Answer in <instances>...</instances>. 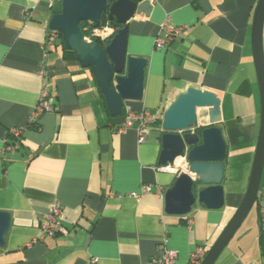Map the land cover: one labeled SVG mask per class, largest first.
<instances>
[{
    "label": "crops",
    "instance_id": "1",
    "mask_svg": "<svg viewBox=\"0 0 264 264\" xmlns=\"http://www.w3.org/2000/svg\"><path fill=\"white\" fill-rule=\"evenodd\" d=\"M149 1L151 13H136L127 23V55L147 59L143 96L112 116L92 69L65 56L61 35L49 43L62 0H0V149L10 129L23 128L19 149L0 161V210L12 216L0 264H90L92 257L97 264H161L164 248L178 250L176 264H185L197 245L208 250L215 243L239 207L261 125L251 40L259 0ZM166 18L188 28L158 49ZM189 87L221 99L225 203H197L178 215L166 212L165 192L179 174L161 170L159 161L165 111ZM41 89L57 109L44 112L38 128L27 126ZM127 108L158 115L145 142L138 123L118 131ZM207 115L198 109L200 124ZM144 184L154 190L132 195ZM57 201L66 231L42 237V222ZM261 234L258 204L214 264H264Z\"/></svg>",
    "mask_w": 264,
    "mask_h": 264
},
{
    "label": "water",
    "instance_id": "2",
    "mask_svg": "<svg viewBox=\"0 0 264 264\" xmlns=\"http://www.w3.org/2000/svg\"><path fill=\"white\" fill-rule=\"evenodd\" d=\"M149 0H62L61 11L54 13L50 29L62 33L68 50L74 51L82 67H90L101 88L112 116L123 113L128 100L143 96L145 57L127 55V23L136 13L149 15ZM104 13L122 27L104 42L89 41L80 22L87 20L99 27ZM264 0H259L252 26V48L261 96V125L249 183L233 217L215 243L207 250L201 264H214L240 228L259 194L264 173ZM109 43L107 39H109ZM208 110V123H199L198 109ZM221 99L213 91L189 87L173 101L163 118L160 165L174 164L185 157L188 172L180 173L166 189V212L186 215L197 203L221 208L225 203L223 179L227 143L219 126ZM12 216L0 210V247L6 245Z\"/></svg>",
    "mask_w": 264,
    "mask_h": 264
},
{
    "label": "built area",
    "instance_id": "3",
    "mask_svg": "<svg viewBox=\"0 0 264 264\" xmlns=\"http://www.w3.org/2000/svg\"><path fill=\"white\" fill-rule=\"evenodd\" d=\"M53 1V0H51ZM188 28L187 24L176 25L169 18H166L160 27V31L155 38V47L158 49H164L170 45V43L180 34H182ZM115 32L114 28L105 25L102 27H94L91 30V36L88 37L90 40L99 38L101 40H105L106 37L110 36ZM60 38V32L52 30L49 34V43L57 41ZM44 73V71H43ZM49 91L47 89H41L38 97L37 105L35 106L34 111L32 112L27 126L30 124H37L40 116L46 112L57 109L56 106L50 103L49 101ZM158 120V115L156 113H152L147 109H144L140 112L133 111L131 108H127L125 110L124 119L121 124L118 125V131L123 132L131 127H133L136 123H138L137 131L139 136V142H145L149 135L150 129ZM10 133L16 138V142H9L8 139L5 140L3 147L0 149V161L3 156H6L9 152L15 151L19 149L22 141V133L23 128H12L10 129ZM177 159L184 160L183 157H178ZM177 159L174 164H170L168 166H161L160 169L163 171H176V173H182V164L181 160L178 163ZM152 184H144L141 187V192H133L132 195L139 198L143 194L151 193L153 191ZM157 190L162 191L163 189L158 186ZM259 216L260 222L264 229V182L260 188L259 194ZM65 214L62 209L59 201L54 203L51 207L49 213L46 215L44 221L42 222V237L46 235H57L62 231H66L65 225ZM37 239H34L36 241ZM207 253V249L205 245L200 244L197 245L196 248L191 252L188 261L186 264H201ZM178 250L164 248L161 256L157 259V261L161 264H176L178 259ZM98 258L92 257L90 260V264H97Z\"/></svg>",
    "mask_w": 264,
    "mask_h": 264
},
{
    "label": "trees",
    "instance_id": "4",
    "mask_svg": "<svg viewBox=\"0 0 264 264\" xmlns=\"http://www.w3.org/2000/svg\"><path fill=\"white\" fill-rule=\"evenodd\" d=\"M105 25H109V26L113 27L114 30H115V32L118 31L122 27V25H120L119 23H117L116 20H110L109 17H108V13H104L103 14V16L101 18V24H100L99 27H102V26H105ZM80 26L83 29V31L85 32V35L91 36V30H92V28H94V25L93 24H90L87 20H84V21L80 22ZM60 35H61L62 41L64 43V47H65V56L67 58H74L75 59L76 58V55H75L74 51H71V50H68L67 49V47L65 45V42H64V38H63L62 33H60ZM95 40H97L99 42H104L103 40H101L99 38H95ZM29 126H32V125L30 124ZM33 126H36L38 128L39 124H33ZM8 136H12L11 139H10L11 142L12 141L13 142H16V138L12 135V133L9 132ZM260 224H261V222H260ZM261 228H262L261 244H262V249L264 251V229H263L262 225H261Z\"/></svg>",
    "mask_w": 264,
    "mask_h": 264
},
{
    "label": "rangeland",
    "instance_id": "5",
    "mask_svg": "<svg viewBox=\"0 0 264 264\" xmlns=\"http://www.w3.org/2000/svg\"><path fill=\"white\" fill-rule=\"evenodd\" d=\"M201 112H203V109L201 110ZM255 211H256V205L253 206V208L251 209V211L249 212L248 216L246 217L243 223L250 222L252 217H254L255 215Z\"/></svg>",
    "mask_w": 264,
    "mask_h": 264
},
{
    "label": "bare ground",
    "instance_id": "6",
    "mask_svg": "<svg viewBox=\"0 0 264 264\" xmlns=\"http://www.w3.org/2000/svg\"><path fill=\"white\" fill-rule=\"evenodd\" d=\"M184 158V160H181V164H182V166H187V168H188V163H187V161H186V158L185 157H183ZM177 161H178V163H180V161H179V159H177ZM168 165H170V163H168L167 165H163V167L164 166H168ZM183 172H188V171H183ZM191 254V253H190ZM179 255V254H178ZM190 256V255H189ZM189 259V258H188ZM188 261V260H187ZM186 264V263H185Z\"/></svg>",
    "mask_w": 264,
    "mask_h": 264
}]
</instances>
